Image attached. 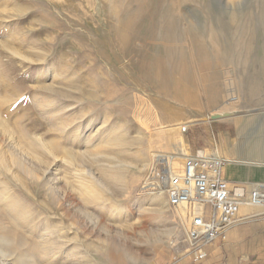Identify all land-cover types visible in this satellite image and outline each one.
Here are the masks:
<instances>
[{"label": "rangeland", "instance_id": "rangeland-1", "mask_svg": "<svg viewBox=\"0 0 264 264\" xmlns=\"http://www.w3.org/2000/svg\"><path fill=\"white\" fill-rule=\"evenodd\" d=\"M180 121L176 144L167 131ZM192 130L227 153L238 145L229 158L264 163V0H0V153L17 152V138L45 159L38 172L0 166L30 213L0 205L12 263L178 262L190 207L169 206L163 192L156 211L148 191L160 187L155 174L164 190L167 161L155 155L180 170L185 156L173 153ZM115 153L126 163L109 162ZM118 167L120 178L108 175ZM46 241L56 255L42 253Z\"/></svg>", "mask_w": 264, "mask_h": 264}, {"label": "built area", "instance_id": "built-area-1", "mask_svg": "<svg viewBox=\"0 0 264 264\" xmlns=\"http://www.w3.org/2000/svg\"><path fill=\"white\" fill-rule=\"evenodd\" d=\"M224 162L221 156L196 152L185 156L180 174L170 173L167 167L161 169L167 204L190 207L186 239L193 247L195 262L206 256L200 247L202 243L216 237L225 239V232L233 224L242 203H264V181L252 185L246 200L244 187L231 184L222 176ZM206 205L211 206L209 214L205 213Z\"/></svg>", "mask_w": 264, "mask_h": 264}, {"label": "crops", "instance_id": "crops-1", "mask_svg": "<svg viewBox=\"0 0 264 264\" xmlns=\"http://www.w3.org/2000/svg\"><path fill=\"white\" fill-rule=\"evenodd\" d=\"M200 139L194 137L192 130L187 146H183L179 151L180 155L184 157L187 153L193 155L200 152L208 156H221L225 161L222 176H226V172L232 170L233 175L224 179L231 184L242 185L247 200L252 185L264 181V163L229 158L226 147L223 151L222 147H218L216 143ZM224 144L226 145V138ZM206 209L205 213L209 214L211 206L206 205ZM200 247L206 252L203 259L192 263L190 258L193 247L187 243V253L173 264H264V203L250 204L246 201L242 203L233 224L225 232V239L216 237L202 243Z\"/></svg>", "mask_w": 264, "mask_h": 264}, {"label": "bare ground", "instance_id": "bare-ground-1", "mask_svg": "<svg viewBox=\"0 0 264 264\" xmlns=\"http://www.w3.org/2000/svg\"><path fill=\"white\" fill-rule=\"evenodd\" d=\"M229 111L230 110H226L225 109V110L219 111V112H212V113H210L209 117L214 119V118H219V117H222V116H227L226 113H229ZM188 123H189V121H180L174 127L172 126L171 128H169L168 131H167V137H168V139L171 142L177 144V142H178L177 140H179L180 137H181V135L179 134V131L177 129L178 128L177 126L180 125L181 128H182L183 126L188 125ZM6 128H7V126H6ZM7 130L9 131V133H12V131L9 128H7ZM109 141H110L111 144H113V145H115V146H117L119 148L122 147L123 146V143L126 142V140L124 141V139L121 137V135H118L117 132H115L114 135H112V137L110 138ZM13 145L17 149V152L14 149L15 152L13 151L11 154H9V153H6L5 151L2 150L3 152L0 153V166H3L4 168L10 169L11 171H13L12 162H17V163H19L21 165L23 163L24 166H27V167L31 168V171L38 172L39 171V168L42 166V164L45 163V159L41 155V153L38 152L33 147H31L30 145H27V144L23 143L20 139H17V138H15V141H14V144ZM237 146L238 145L235 144L234 147L229 148L228 153L230 155H231V153L232 154L235 153L238 150V147ZM123 148L124 147H122L119 150L118 153L124 152L125 149H123ZM174 149H175V145H174ZM257 150H259V149H257ZM115 154L116 155L113 154L114 156L112 154H110V155L108 154V156H110V158L112 160V161H109V162L115 161L116 163H118V161H119V162L126 163V161L124 159H122V158L119 159L117 157L119 154H117V153H115ZM167 154L168 153H165V154L159 153V154H156L155 157H159L160 156L159 158H164V159L166 158L167 168H168L169 172L172 173V174H180V172L183 169V165H182V168L180 170H174L172 168L173 165L171 166L169 164V161H170L169 159L171 157L167 156ZM173 154L175 155V158H177V159H181V157H183V156L180 155V153L178 154L176 151ZM106 155H107V153H106ZM167 158H169V159H167ZM181 160H184V159L182 158ZM171 161H172L171 163H173V159ZM143 162H145V161H143ZM174 163H176V161H174ZM176 167H177V165H176ZM120 168L121 167H118L116 171L111 170V172H109L108 175L109 176H112L113 178L118 177L117 171ZM155 175L157 177V182H158V184L161 187V184L162 183H161L160 180H158V174H155ZM118 178H120V177H118ZM73 182H74V180H73ZM74 183H75L74 186L76 187L77 191L81 195H83L86 199H88V198L98 199L100 197L99 194H98V192H97V189L94 187V185L89 180H76ZM0 186H1V192L0 193L6 198L5 201H2L0 199V205L2 204L8 211L14 212L15 216L19 217V219L28 220L30 218V213L28 212V210L24 206H22V204L17 199H15L14 197L11 196L10 189H8L7 185L4 184L3 181H0ZM160 187L156 188L155 191H152V190L151 191H148V195H150V198H151L153 204H155L156 211L165 212V210H166V207H165L166 200H165V198L163 196L164 190H161ZM152 189H154V188H152ZM177 208H183L187 212V206L181 205V206H179ZM178 216H181L180 213H178ZM185 218L187 219V216H185ZM184 229H185V227H184ZM13 243H15V242H13ZM41 251H42L43 254H45L47 256H54V255H56L55 253L58 250L56 248V244L55 243L47 242L46 241L45 243H43V246H42ZM14 254L15 253L12 250V238L4 231L3 226L0 225V264H15V263H12V261H11V256L14 255ZM32 256H30L27 260H24L23 261V264H32V260H33L32 259L33 258Z\"/></svg>", "mask_w": 264, "mask_h": 264}]
</instances>
